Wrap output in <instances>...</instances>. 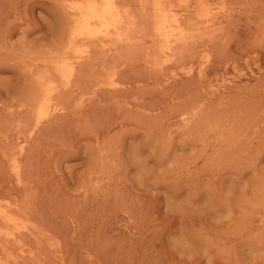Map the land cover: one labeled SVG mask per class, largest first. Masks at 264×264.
<instances>
[{"label": "rangeland", "instance_id": "obj_1", "mask_svg": "<svg viewBox=\"0 0 264 264\" xmlns=\"http://www.w3.org/2000/svg\"><path fill=\"white\" fill-rule=\"evenodd\" d=\"M63 1L0 0V264H264V0H166L191 22L167 60L153 1L118 0L130 37L68 87Z\"/></svg>", "mask_w": 264, "mask_h": 264}, {"label": "bare ground", "instance_id": "obj_2", "mask_svg": "<svg viewBox=\"0 0 264 264\" xmlns=\"http://www.w3.org/2000/svg\"><path fill=\"white\" fill-rule=\"evenodd\" d=\"M152 1H153V3H151ZM152 1L151 2L149 1L151 3L149 5L150 10H151L150 11L151 12L150 16H152V22H150L152 24V26H151L152 27L151 38H154L156 41L164 42V44L163 45L161 44V46L158 43V45L160 46L158 56L160 54L161 56L164 57L165 60H167L168 58H170V56L172 57L174 55V54L173 55H171V54L169 55V52H171V48H172V45L170 46V44L172 42L175 43L177 41L178 42L181 41V40L183 41L184 39H185V42H186V40H187L186 38H188L187 33L189 32V30L187 29V26H185V25L188 24L189 22L185 19L186 22H188V23L184 24V16H183V14L182 15H174V14H172L173 11H175V6H173L171 4L169 5V1H168V3H165L166 0L165 1H160L159 0V1H155V2H154V0H152ZM170 1H172V0H170ZM199 1H201V0H198V2ZM63 2L62 3L64 4L66 10L68 11V13L71 16L70 26H69V30H68V33H67L66 44L64 46L63 53L61 55H59L56 59H54L51 62V68H52V71H53L54 75L57 77V79L64 86L68 87L71 84L73 78L75 77V74L77 73L76 72V66H77L78 62L80 60L84 61L83 59L88 57V54H89V50H88L89 42L99 41V42H101L103 44V43H107V42H110V41H112V42H118V41H122L123 42V41H126L130 37L129 32H131L130 30H132L131 29L132 27L130 28V26H132L133 23H131L132 20H129V18H128L129 15L127 16V14H128L127 11L125 9H123V8H120V6L118 4V0H64ZM180 2H181L180 4L186 3V6L189 7V5L187 4L188 0H181ZM196 2H197V0H196ZM203 3H200V4H203ZM178 8H179V6H178ZM202 8L203 7H200V9H202ZM147 10H146V12H147ZM185 10H184V12H185ZM200 13H203V10H202V12L200 11ZM208 15H210V14H208ZM142 16H143V14H142ZM148 16H149V12H148ZM190 16L191 15H189V20L191 21L192 19H190ZM205 16H207V14ZM185 17L187 18L186 15H185ZM194 17H196V16H194ZM197 17H198V15H197ZM199 18H201V15H199ZM205 18H207V17H205ZM139 19H140V17H139ZM194 19H196V18H194ZM194 21H193V23H195ZM196 21H197V19H196ZM190 23H189V25H190ZM209 25L213 27V25H211V24H209ZM190 29H192V28H190ZM196 31H197V29H196ZM192 33L193 32H191L190 34H192ZM194 33H196V32L194 31ZM190 34H188V35H190ZM141 38H143V37H141ZM148 38H150V37H148ZM150 40L151 39H149V41ZM170 40H173V41H170ZM188 41H189V39H188ZM138 43L136 42L137 45H138ZM174 43H172V44H174ZM134 44H132V45H134ZM149 44H150V42H149ZM155 44H157V43H155ZM129 46H131V45H129V44H128V46L126 45V47H129ZM159 46H157V47H159ZM157 47L154 46V49L157 48ZM99 48H100V46H99ZM103 48L104 47H102V49ZM131 48H132V46H131ZM151 49L153 50V48H151ZM90 54H92V53H90ZM93 55H95V54H93ZM155 56H157V55H155ZM43 62L44 61H42L41 63H43ZM205 63L207 64V62H205ZM46 68H47V66H46ZM111 71L112 70H110V72ZM104 76H105V74H104ZM36 82H37V85H38V89L37 88L36 89L39 90V94H38V98H37V101H36V113H37V116H36V120L35 121L37 123H35V124H38L41 121H45V120L49 119L51 116H53L54 114H56L58 112L59 108H58V106L55 103H53V96H54V92L56 91V87H57L55 85L54 81L45 79L43 76H40V77L36 78ZM105 82H107V81H105ZM110 84L112 86L113 83H109V85ZM114 85H116V84H114ZM57 97H59V96H57ZM35 124L33 126H35ZM31 128H32V126H31ZM31 132H32V130H31ZM13 169H15V168H13ZM8 215H9V213H8ZM8 215L6 213H4L3 210L2 211L0 210V217L2 219H4L5 222H7V223H13V218L15 219V217H14L15 215L13 216V214H12L13 217H11V215L10 216H8ZM0 221H2V220H0ZM2 224H4V223H2ZM24 225H26V224H22V226L25 228ZM22 226L20 227V229L23 228ZM18 229L19 228H16V230H18ZM0 231H1V229H0ZM12 232H14V231H12ZM13 234H15V233H13ZM27 234H28V232H27ZM9 244H11V243L9 242ZM9 247H10V245H9ZM0 249H1V247H0ZM6 254H7V252H6ZM2 258L4 259L3 256H2Z\"/></svg>", "mask_w": 264, "mask_h": 264}]
</instances>
